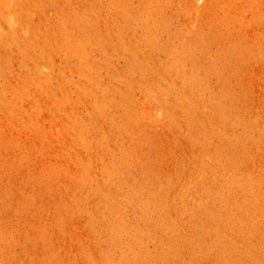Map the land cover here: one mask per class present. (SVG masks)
Listing matches in <instances>:
<instances>
[{
    "label": "rangeland",
    "instance_id": "obj_1",
    "mask_svg": "<svg viewBox=\"0 0 264 264\" xmlns=\"http://www.w3.org/2000/svg\"><path fill=\"white\" fill-rule=\"evenodd\" d=\"M0 264H264V0H0Z\"/></svg>",
    "mask_w": 264,
    "mask_h": 264
}]
</instances>
